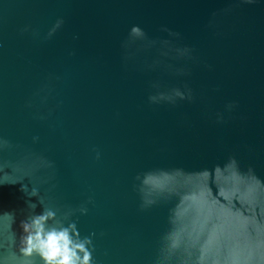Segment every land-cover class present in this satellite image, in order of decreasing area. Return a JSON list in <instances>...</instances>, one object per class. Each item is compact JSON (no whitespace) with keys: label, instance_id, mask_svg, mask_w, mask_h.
<instances>
[{"label":"water","instance_id":"95a60500","mask_svg":"<svg viewBox=\"0 0 264 264\" xmlns=\"http://www.w3.org/2000/svg\"><path fill=\"white\" fill-rule=\"evenodd\" d=\"M60 17L62 28L44 40ZM137 24L154 43L129 37ZM25 25L39 37L21 36ZM0 42V137L12 145L0 163L52 161L40 175L51 176L55 206L93 197L79 227L97 234V264L163 260L167 234L180 227L170 216L183 194V225L199 235L198 246L229 264L260 258L264 190L240 176L214 179V169L235 157L242 173L251 168L264 183V0H0ZM184 47L192 58L175 51ZM46 85L42 103L35 93ZM185 85L192 102L148 100ZM231 101L237 108L225 112ZM175 169L190 176L142 210L136 177ZM204 170L213 178L197 175ZM19 188L0 185V211L16 210L18 219L26 207ZM198 246L177 249L169 264L188 252L194 260Z\"/></svg>","mask_w":264,"mask_h":264},{"label":"clouds","instance_id":"9594fccd","mask_svg":"<svg viewBox=\"0 0 264 264\" xmlns=\"http://www.w3.org/2000/svg\"><path fill=\"white\" fill-rule=\"evenodd\" d=\"M261 2L262 0H240V3L249 5ZM64 23L62 17L57 18L43 39H51ZM26 33L34 38L40 35L31 25H25L19 29L21 36ZM172 35L179 36V33H172ZM129 37L132 40L154 43L148 41L145 30L138 24L130 28ZM2 46L3 43L0 42V47ZM175 51L182 57L192 58L191 48H177ZM69 55H75V52H70ZM152 87L158 88L159 85L154 83ZM42 92L45 94L41 95ZM50 92L51 89L46 85L35 95L40 96L41 102L44 103L47 102ZM148 100L153 104L167 102L174 105L178 101L192 102L194 94L193 90L185 85L184 89L174 88L169 92L150 95ZM27 106L32 107L31 102ZM237 106L235 101H231L225 105V112L231 113ZM36 118L46 119L44 115H37ZM216 122L220 124L226 122L224 112L216 114ZM32 139L33 142H38L39 137L34 136ZM10 147H12L11 143L4 137H0V153ZM92 151L95 153V159L99 161L102 158L100 150L93 147ZM52 168L54 163L43 158L22 163L19 167L14 166L11 161H7L6 164L0 163V185L19 184V190L24 193L26 205L20 210L22 217L20 219L16 210L0 211V264H97L95 257L97 234L95 232L84 234L79 227V217L89 213V205L94 203L93 197L89 196L86 201L75 207L62 208L51 204L48 193L55 185L51 184L50 175H40V172L41 169ZM217 174H224L226 178L240 176L246 181L255 182L261 190H264V183L256 177L254 170L249 168L247 173H242L239 161L235 157H231L222 167L217 165L214 169V179ZM197 175H209V179L213 178V173L208 170ZM185 176L190 174H185L182 169L150 171L142 176L138 175L136 179L139 181V191L142 194L141 209L155 205L158 199L165 195L174 194V182ZM26 178L27 183L24 182ZM185 198L183 194L180 203L172 211L170 222L180 227L167 234V245L164 250L166 255L163 260L158 261V264H169L170 258L182 246L186 251L198 246L199 235L194 229L190 231L183 225V217L187 212V209L182 211ZM37 208L40 210L37 211ZM198 250L199 255L194 260L191 252H188L187 258L181 261V264H229V261L221 254L207 250L205 245H199ZM231 264H241V262L232 261ZM242 264H250V262L244 261ZM251 264H264V253H261L260 258Z\"/></svg>","mask_w":264,"mask_h":264}]
</instances>
